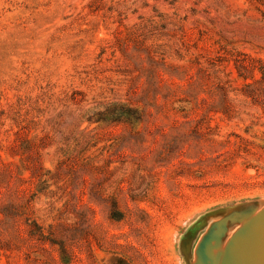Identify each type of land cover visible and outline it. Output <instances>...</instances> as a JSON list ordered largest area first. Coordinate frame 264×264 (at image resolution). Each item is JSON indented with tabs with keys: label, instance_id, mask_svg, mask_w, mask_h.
<instances>
[{
	"label": "rangeland",
	"instance_id": "obj_1",
	"mask_svg": "<svg viewBox=\"0 0 264 264\" xmlns=\"http://www.w3.org/2000/svg\"><path fill=\"white\" fill-rule=\"evenodd\" d=\"M239 206L264 208V0H0V264H194Z\"/></svg>",
	"mask_w": 264,
	"mask_h": 264
},
{
	"label": "water",
	"instance_id": "obj_2",
	"mask_svg": "<svg viewBox=\"0 0 264 264\" xmlns=\"http://www.w3.org/2000/svg\"><path fill=\"white\" fill-rule=\"evenodd\" d=\"M252 209L250 206L236 207L211 225L194 251V264H264V208L257 212ZM248 210L250 216L244 220V224L241 223L225 252L221 253V245L229 229L228 223H233L235 214ZM194 226L189 229V233ZM183 244L184 239L181 241V245Z\"/></svg>",
	"mask_w": 264,
	"mask_h": 264
},
{
	"label": "trees",
	"instance_id": "obj_3",
	"mask_svg": "<svg viewBox=\"0 0 264 264\" xmlns=\"http://www.w3.org/2000/svg\"><path fill=\"white\" fill-rule=\"evenodd\" d=\"M34 179V175L33 177H31L30 181H32ZM22 182L27 181L25 179H21ZM5 209H9L11 213H3L6 216H17V217H21L24 219V224L26 226V234L27 237L29 239L35 240L37 242H39L41 245H43V227L40 226L38 223H31L28 222L29 219L27 218L28 215L25 212L24 207L22 206V204L19 203H15L14 201H11L8 206L5 207ZM7 212V211H6Z\"/></svg>",
	"mask_w": 264,
	"mask_h": 264
},
{
	"label": "bare ground",
	"instance_id": "obj_4",
	"mask_svg": "<svg viewBox=\"0 0 264 264\" xmlns=\"http://www.w3.org/2000/svg\"><path fill=\"white\" fill-rule=\"evenodd\" d=\"M241 227V226H240ZM240 227L234 232V234H236L238 232V230L240 229ZM233 234V235H234ZM229 242V241H228ZM226 246H227V242H225L222 246H221V253H224L226 250Z\"/></svg>",
	"mask_w": 264,
	"mask_h": 264
}]
</instances>
